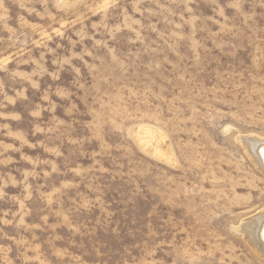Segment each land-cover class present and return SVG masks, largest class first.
Returning a JSON list of instances; mask_svg holds the SVG:
<instances>
[{"label": "rangeland", "instance_id": "1", "mask_svg": "<svg viewBox=\"0 0 264 264\" xmlns=\"http://www.w3.org/2000/svg\"><path fill=\"white\" fill-rule=\"evenodd\" d=\"M247 136L264 0H0V264H264Z\"/></svg>", "mask_w": 264, "mask_h": 264}, {"label": "bare ground", "instance_id": "2", "mask_svg": "<svg viewBox=\"0 0 264 264\" xmlns=\"http://www.w3.org/2000/svg\"><path fill=\"white\" fill-rule=\"evenodd\" d=\"M262 138H258L256 136H247L244 138L241 137V140L239 142L242 141L243 143L242 148L245 147V150L247 151L246 153H248L247 155H249V157L252 159L251 160L249 158V160L254 162L253 164L257 166V169L261 170L264 173V139ZM141 143L143 142L141 141ZM239 225L240 226L237 227L236 232H239L242 235L245 242H247L249 247L255 253L263 257L264 256V209L262 211H258V213L252 216H249L248 219H244V221Z\"/></svg>", "mask_w": 264, "mask_h": 264}]
</instances>
